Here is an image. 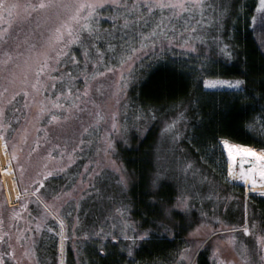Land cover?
Returning a JSON list of instances; mask_svg holds the SVG:
<instances>
[{"label":"rangeland","instance_id":"rangeland-1","mask_svg":"<svg viewBox=\"0 0 264 264\" xmlns=\"http://www.w3.org/2000/svg\"><path fill=\"white\" fill-rule=\"evenodd\" d=\"M6 2L23 3L24 0H6ZM208 2L214 3L217 10L204 14V19H210L211 22L205 24L206 32L201 28L198 30L197 34L202 39L195 40V51L191 47H180L178 43L171 45L165 43L163 46L158 45L156 49H161L158 52H155V49L153 54L150 52L152 51L150 50L151 48L144 49L138 54L140 58L135 61L131 69L124 71V76L127 80L126 86H123V81H121L120 85L117 84V80H119L121 74L119 68L113 72H105L106 65L115 66L118 64L120 52L119 48L115 51L106 50L107 45L105 43L100 44L103 50V59L93 64V61L97 60L94 54L92 61L88 62L86 68L83 63L82 50H79L80 45H72L70 51L75 52L79 68L68 63L53 65L50 71L52 79L42 77L47 87L41 88L39 92L31 88L34 74H30V83L28 85H21L19 78H17L15 83H11L9 76L14 68V64H22L23 62V58L18 60L15 57V52L26 50L27 45L24 44L25 37H29V42L32 39H36L37 43H39L40 34L45 33V29L50 26L42 24L40 28H36V24L43 18V13H35L29 21L20 22L17 20L13 23L9 34L10 39L7 43L0 44V55L5 51H12L14 58L13 63H9L3 71H0V94H2L0 95V100L11 101L6 105L3 116H0V125L4 126L0 127V132H7L6 119L18 120L21 118V121L19 120L20 127L15 137L12 138V145L8 146L2 139L10 153L7 162L12 163L15 174L16 170L19 171L23 184L29 189L36 187L33 181L38 178H46L43 176L46 166L47 170L52 172L51 176H58L60 187L65 188L68 186L63 192H70L71 197L65 196L54 202L55 207L60 208L61 213H64V218L59 219L54 217V215H47L48 210L46 211L44 205H41V202L37 201H32L28 210L25 207L22 209L9 208V206L18 205L20 198H27L29 195L24 194L20 189L19 196L17 197L18 201L14 204L10 203L6 196L0 167V257H4L3 264H27V259L30 255L29 245L34 244L36 234L40 235L41 233H37L36 231L40 229L45 230L44 234L48 238H57L59 242L61 238L59 235L60 219H63L66 231L68 227H73V220L71 218L75 219L74 214L77 213L80 216H78L74 224L79 228H88L92 223H98L101 227L103 225L108 226L105 222L111 220L112 230H114L113 236L118 237L114 244H120V248L122 249L121 246L125 244L122 242L126 241H121V237L126 235V231L130 230L128 226L129 218L127 215L126 198V190L129 185L124 168L116 160L114 154L119 147V143H123L121 140H124L129 130L136 129L143 131V128L139 125L143 123L144 119L148 120V116L156 114L154 110H148L137 104L133 98L129 99L127 95L129 87L139 82L155 65L167 63L179 67L190 75H202L204 90H241V87L236 88L232 83H217L218 81L233 82L235 79L208 77L211 61L207 56L212 57L214 60L228 57L229 50H223V46L226 44L220 42L219 39L221 38H217L219 36L213 33L219 29L221 30L220 26L223 27L224 9H227L230 0H208ZM258 8L259 0H257V6L253 15L256 17L255 23H253L251 18L252 27L259 34L261 30L260 16L264 14V10H258ZM108 15L109 11L105 9L99 18L104 28L110 26ZM6 16L7 14H5V18ZM195 19L199 20L200 16L197 15ZM181 23L183 21L177 22V30H179ZM203 26L204 24L201 27ZM0 27H7V24H0ZM17 43L21 44L20 49H16ZM197 44H201L202 47L197 46ZM166 46L168 47L165 48ZM69 69L72 70V75L76 77L72 83L73 90L79 89L81 92H83L85 87L84 76L81 74L82 71H86L89 75L95 71L104 73V75L96 76L95 79L89 81V95L86 100L83 97L81 98L87 104V107L84 106V103H81L80 107L82 111L75 112L74 110L75 114L68 113L65 109H52L50 103L57 95L65 92L67 89V76H65L63 82L54 78L64 74ZM17 72L19 73V70ZM52 83H55V87L51 86ZM21 87L27 89V96L20 90ZM118 88L119 91H117ZM4 89H7V91L5 92ZM13 93H16V95L13 96ZM42 103L49 111L38 114ZM59 103L67 106L69 101L61 98ZM113 114H115V121L118 126V130L116 131L112 130ZM51 115H57L61 118L49 123ZM64 116H68L69 118L64 119ZM153 118L152 120H154ZM85 128L88 129L87 132L84 131ZM138 132L140 133V131ZM163 133L162 146L164 149L162 153L165 155L167 163L172 166L175 133L174 130L164 131ZM109 137L111 140L110 148L108 147ZM222 141L220 142L221 148ZM228 143L232 146L238 145L229 141ZM56 145L60 147L57 148ZM238 146L250 147L264 154V149L246 145ZM73 148H75L74 153L72 152ZM62 149L65 150L63 154L61 152ZM222 150L226 161V176L229 165L225 149L222 148ZM49 152L51 156H49ZM13 153H15V156H13ZM69 153L72 155L71 163H68ZM262 161L264 163V160ZM257 166L258 162L253 158L241 157L234 161L235 168H251L255 171L253 173L255 179L260 178L262 180L264 178L259 175ZM59 168H63L64 170L57 171L56 169ZM116 169H119V171ZM244 177L245 174L244 176L243 174L240 175V180L242 181ZM16 178L18 182L17 174ZM121 178H123V182H121ZM206 179H202L203 182ZM223 185L225 184L222 183ZM221 189V191H224L222 197H219L218 193H215L213 195L216 198L212 202H209L208 197L210 196L207 195L205 197L207 199L205 200L204 198L200 203L202 207L194 209L195 213L198 214L196 219H199V231L194 233L193 239L196 242L193 241L191 243L182 264H198L199 258L197 257V253L204 246L203 250L206 251L214 242L215 245L217 243L222 245L220 250L222 251L221 256L225 264H247L241 256L245 248L248 249V256L252 264H261L260 258L264 257V249L260 248L256 237L264 236V231H260V229H264V224H262V219L256 217V212L253 211L252 206L248 204L247 199L251 195L246 198L247 189L243 184L236 185L229 183V185L226 184ZM240 192H243V201L242 199H236V196ZM84 195L89 197L87 204L79 200ZM114 195L115 199H113ZM252 196L264 199V194H253ZM71 198L77 199L71 201ZM117 209H122L123 212H118ZM95 211L96 213L93 214ZM14 213H18V215H14ZM95 216H98V219ZM93 218L96 219V222ZM38 223L41 225L39 229H37ZM126 224L127 226H125ZM111 225L105 228L109 229L112 227ZM253 225H256L255 229H253ZM245 227L250 229L249 233L243 231ZM50 228L54 229V231H49ZM216 230L222 231L218 232L211 241L208 242L209 239L204 240L206 236ZM18 236L20 237L19 239H17ZM254 249L258 251H253ZM7 252L14 253L16 259L14 260L12 256H6L5 253ZM62 256V250L59 246L57 248L58 264H61Z\"/></svg>","mask_w":264,"mask_h":264},{"label":"trees","instance_id":"trees-1","mask_svg":"<svg viewBox=\"0 0 264 264\" xmlns=\"http://www.w3.org/2000/svg\"><path fill=\"white\" fill-rule=\"evenodd\" d=\"M256 6L257 0H230L224 12V25L213 34L221 38L219 41L228 46L231 54L215 60L207 56L211 61L208 77L240 79L244 81L240 91L204 90L202 75H190L167 63L152 67L127 91L129 99L133 98L140 106L156 112L155 117L148 116V120L144 119L139 125L143 131L129 130L114 154L128 178V226L135 234L137 231H148L152 239L146 243L148 246H152L153 238H162L158 242L160 252L164 251L163 246L180 243L166 240L180 236L169 231L198 229L200 223L195 210L202 207L200 203L207 195L210 196L209 202L216 198L215 193L223 196L221 188L229 182L225 176L226 161L220 146L222 140L264 149V28L260 27L258 34L252 27L251 18ZM201 29L206 32L205 24ZM150 50L153 54L154 50ZM19 120L21 118L6 119L7 132H0V137L8 146L12 145V138L20 127ZM173 120L176 121L173 129L175 142L173 165L170 166L162 153V140L165 125ZM188 161L193 167L185 171L183 165ZM156 173L160 174V179L153 187L151 179ZM16 174L20 189L29 196L20 198L18 205L9 208L22 209L21 205H25L28 210L32 201L39 202L36 197L39 195L52 212L64 218L61 209L55 207L53 196L68 186L60 187L58 176H48L42 186L35 184L36 187L28 189L18 170ZM222 183L225 185L222 186ZM37 187L39 193L35 191ZM85 195L79 200L87 204L89 197ZM182 195L189 198L187 209L179 199ZM248 198V204L264 224V199L252 195ZM74 199L77 198H71V201ZM236 199L243 201V192ZM162 209L166 210L167 219L161 220ZM71 219L74 224L76 220ZM110 221H106V225H111ZM93 224L96 229L108 227ZM110 228L113 229V226ZM113 252V264H121L120 244H113Z\"/></svg>","mask_w":264,"mask_h":264},{"label":"snow or ice","instance_id":"snow-or-ice-1","mask_svg":"<svg viewBox=\"0 0 264 264\" xmlns=\"http://www.w3.org/2000/svg\"><path fill=\"white\" fill-rule=\"evenodd\" d=\"M107 9L109 11L108 22L109 27L104 28L100 23V15ZM214 3H209L208 0H24L23 3L13 2L7 3L6 0H0V24H7V27H0V44L7 43L10 39V30L13 23L19 20L20 22L29 21L32 19L35 13H43V18L36 24V28H40L42 24L50 25L45 29V33H41L39 37V43L36 39H32L29 42V37H25L24 44L27 45L25 51H16L15 57L19 60L23 58V62L15 63L13 70L10 72V82L15 83L19 78L21 85H28L30 83L29 76L34 74V81L31 82V88L36 92H39L41 88L47 87L42 77H50V71L53 65H60L68 63L76 68H79V62L77 61L75 52L70 51L72 45H80L82 55L84 57L85 68L89 61H92V57L95 54L97 57L93 64L103 59V50L100 47L101 43L107 45L106 50L115 51L119 48L118 64L115 66H105V72H113L117 68L120 70V78L117 80V84L120 85L123 81V86H126L127 80L124 76L126 69L130 70L132 65L137 59H139V53L144 49L151 48L156 49L157 45L163 46L165 43L171 45L178 43L180 47H191L195 51V40L202 39L197 33L203 24L211 22V20H205L204 14L209 11H216ZM258 10H264V0H259ZM224 11H227L225 8ZM5 14H7L5 18ZM199 15L200 19L195 17ZM214 18V17H213ZM183 21L180 24L179 30H177V22ZM253 23L256 21V17H252ZM260 26L264 28V14L260 16ZM16 49L21 48V44H16ZM228 46L224 45L223 50L227 51ZM231 54L230 52L228 53ZM13 52L5 51L0 55V71H3L9 63H13ZM19 70V73L17 72ZM84 76L85 87L83 92L79 89L73 90L72 83L76 79L72 75V70L69 69L64 74L55 77L54 79L64 81L67 76V89L65 92H61L51 103L52 109H65L68 113H74L82 111L80 105L87 104L81 98H86L89 95V81L95 79L96 76H102L104 73L95 71L89 75L86 71H82ZM217 83H232L236 88H240L244 84V81L236 79L233 82L218 81ZM52 87H55V83H52ZM21 91L25 96L28 95V91L25 87H21ZM6 92L7 89H4ZM119 91V88L117 89ZM2 95V94H0ZM16 93H13L15 96ZM63 98L69 101V104L65 106L59 103ZM11 101L0 100V116H3L4 109ZM49 111V109L41 105L38 114H43ZM61 117L57 115H51L49 123L57 121ZM64 119H68V116H64ZM176 121L166 124L164 131H172L175 127ZM0 127H4L0 125ZM112 130H118V126L115 121V114H113ZM88 131L87 128L84 129ZM83 143V141H81ZM59 148V145H56ZM108 147H111L110 137L108 138ZM234 146L230 145L227 140L222 141V148L228 149L229 157L233 155ZM107 150V149H106ZM65 150H61L62 154ZM75 152V148L72 149ZM241 155L255 156L257 160H264V154L256 152L254 149H243ZM15 156V153H13ZM49 156L51 153L49 152ZM72 162L71 153L68 154V163ZM243 163V161H241ZM190 161L185 162L183 170L188 171L192 168ZM57 171H63V168L56 169ZM119 171V169H116ZM248 171H252L249 169ZM52 172L45 170L43 176H51ZM259 175L264 178V167L259 169ZM245 178L247 175L245 174ZM160 179V174L156 173L151 179V185L157 186V181ZM123 182V178H121ZM34 184L42 186L44 184L43 178H38L33 181ZM257 183L256 179H252V184ZM264 184V179L260 181ZM39 193L40 189H35ZM19 196V193H17ZM71 197V193H57L53 196V200H60L62 197ZM183 206L187 209L188 197L181 196ZM37 200L41 203V197L37 195ZM25 207V205H21ZM49 205L44 203L46 211L49 209ZM118 212H123L122 209H117ZM18 215V213H14ZM47 215H57V212L48 211ZM167 219L166 210L161 211V220ZM60 232L61 241L65 239L64 236V221L60 219ZM127 226V224L125 225ZM161 226H163L161 224ZM41 225L37 224V229ZM253 229L256 225L252 226ZM54 231V229H49ZM245 233H249L250 229L245 227L243 229ZM264 231V229H260ZM94 235L99 236L97 232ZM20 237L18 236L17 239ZM151 234L145 231L140 237H128L125 235V239L133 241V244L137 239L143 241L150 239ZM111 239H118L117 236H112ZM257 241L260 244V248L264 249V236H257ZM62 249V244H61ZM30 251V250H29ZM253 251H258L254 249ZM99 252L105 253V248L100 247ZM27 254V252H26ZM6 256H12L15 260L14 253L7 252ZM124 255V252H121ZM127 255L133 257V247H127ZM183 257V253H181ZM242 259L247 264H252L250 257L248 256V249L245 248L241 253ZM134 258V257H133ZM4 257H0V264H3ZM261 264H264V257L260 258ZM38 264V262H37Z\"/></svg>","mask_w":264,"mask_h":264},{"label":"flooded vegetation","instance_id":"flooded-vegetation-1","mask_svg":"<svg viewBox=\"0 0 264 264\" xmlns=\"http://www.w3.org/2000/svg\"><path fill=\"white\" fill-rule=\"evenodd\" d=\"M78 216L80 215L75 214L74 216L76 217V221ZM72 225V228L68 227L66 231L64 229L65 239L61 241L60 238L59 242L57 238H48L46 234H44V229L36 231L37 233H41L40 235L36 234L34 244L29 245L30 255L28 256L27 264H37V262L38 264H58L57 248L60 246L61 249V244L63 254L61 264H113V259L115 257L113 244L117 240L114 241L111 239L113 236L111 228L96 229L93 223L88 228L74 227L73 223ZM198 231V229L169 231L171 233H179L180 236L178 238L170 237L165 239L168 241H178L180 243L178 245L163 246V252H160L161 246L158 243L160 240H163L162 238H153L152 246H148L146 243L152 240L151 238L143 241L137 239L133 244L132 240L125 239V236H123L121 237V241L126 242H122L125 244L121 246V252H124V255H121V264H182L191 243L194 241L193 235ZM220 231L222 230H216L210 233L204 240L209 239L208 242L211 241ZM97 232L100 233L99 236L94 235ZM143 233L144 231H137L136 234L133 230L126 231L128 237H140ZM194 242H196V240ZM127 243L128 245H126ZM128 246L133 247L134 258L127 255ZM221 246L222 245L219 243L215 245L214 242L206 251L203 250V248H205L204 246L197 253V257L199 258L198 264H225L221 256ZM100 247L105 248L106 254H101L99 252ZM181 253H183V257Z\"/></svg>","mask_w":264,"mask_h":264},{"label":"bare ground","instance_id":"bare-ground-1","mask_svg":"<svg viewBox=\"0 0 264 264\" xmlns=\"http://www.w3.org/2000/svg\"><path fill=\"white\" fill-rule=\"evenodd\" d=\"M246 148H250V147H243V146L240 147L238 145H234V147L232 149V151H233L232 157H229L228 149L224 148L229 167H233L234 161L237 158H241V157L255 159L258 162V166H257L258 169H261L262 167H264V163H262L263 161L257 160V158L255 156L241 155L243 149H246ZM251 149H253V148H251ZM9 155H10V153L8 151L7 145L5 144V142L0 137V167H1V172H2V177L4 180V184H5V192H6V196L8 197L10 203L14 204L16 201H18L17 200V197H18L17 193L20 192V188H19V185L17 182L16 174L13 170L12 163L7 162V158L9 157ZM249 169H251V168H249ZM249 169H245L244 167H240V175L243 174V176H244V174L247 173V178L244 177L242 180L243 185L246 187L247 192L249 194L260 193V195H263L264 194V184H261L260 183L261 179L258 178L257 183L255 185H253L252 179H255V177L253 176L254 175L253 173L255 171L253 169H251L252 171H248Z\"/></svg>","mask_w":264,"mask_h":264},{"label":"water","instance_id":"water-1","mask_svg":"<svg viewBox=\"0 0 264 264\" xmlns=\"http://www.w3.org/2000/svg\"><path fill=\"white\" fill-rule=\"evenodd\" d=\"M226 180L231 184L242 185L240 180V170L233 167H229L226 174Z\"/></svg>","mask_w":264,"mask_h":264},{"label":"crops","instance_id":"crops-1","mask_svg":"<svg viewBox=\"0 0 264 264\" xmlns=\"http://www.w3.org/2000/svg\"><path fill=\"white\" fill-rule=\"evenodd\" d=\"M29 189V188H28ZM31 194H34V193H32V192H30Z\"/></svg>","mask_w":264,"mask_h":264},{"label":"built area","instance_id":"built-area-1","mask_svg":"<svg viewBox=\"0 0 264 264\" xmlns=\"http://www.w3.org/2000/svg\"><path fill=\"white\" fill-rule=\"evenodd\" d=\"M258 194H260V193H258Z\"/></svg>","mask_w":264,"mask_h":264}]
</instances>
